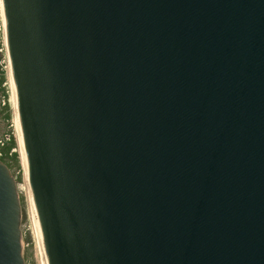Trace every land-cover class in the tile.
Returning <instances> with one entry per match:
<instances>
[{
    "label": "water",
    "instance_id": "water-1",
    "mask_svg": "<svg viewBox=\"0 0 264 264\" xmlns=\"http://www.w3.org/2000/svg\"><path fill=\"white\" fill-rule=\"evenodd\" d=\"M0 4L46 264H264V0Z\"/></svg>",
    "mask_w": 264,
    "mask_h": 264
},
{
    "label": "rangeland",
    "instance_id": "rangeland-1",
    "mask_svg": "<svg viewBox=\"0 0 264 264\" xmlns=\"http://www.w3.org/2000/svg\"><path fill=\"white\" fill-rule=\"evenodd\" d=\"M1 5V4H0ZM3 36L2 9L0 6V148H9L2 165L11 177L20 209V246L23 264H43L42 244L38 223L28 187L22 161L19 142L16 109H14V91L10 78V67L5 51ZM13 93V94H12Z\"/></svg>",
    "mask_w": 264,
    "mask_h": 264
},
{
    "label": "bare ground",
    "instance_id": "bare-ground-1",
    "mask_svg": "<svg viewBox=\"0 0 264 264\" xmlns=\"http://www.w3.org/2000/svg\"><path fill=\"white\" fill-rule=\"evenodd\" d=\"M1 6V5H0ZM2 20H3V16H2ZM3 29H4V26H3ZM5 31V29H4ZM10 72V71H9ZM13 87V86H12ZM14 91V89L12 90ZM13 94V93H12ZM14 109H16V101H15V95H14ZM16 111V110H15ZM16 120H17V124H18V119H17V114H16ZM18 126V132H19V142H20V149L22 151V161H23V167H24V171H25V176H26V183H27V187H28V190H29V184H28V180H27V167H26V160H25V156H24V151H23V147H22V141H21V137H20V130H19V124L17 125ZM28 196L30 197L31 196V192L30 190L28 191ZM31 199H32V196H31ZM32 203H33V200H32ZM34 205V204H33ZM36 214V212H35ZM38 223V221H37ZM37 235H39L40 237V240H41V236H40V232H39V228H38V231H37ZM41 244H42V240H41ZM42 249H43V244H42ZM42 259H43V264H46V261H45V256H44V251L42 250Z\"/></svg>",
    "mask_w": 264,
    "mask_h": 264
},
{
    "label": "trees",
    "instance_id": "trees-1",
    "mask_svg": "<svg viewBox=\"0 0 264 264\" xmlns=\"http://www.w3.org/2000/svg\"><path fill=\"white\" fill-rule=\"evenodd\" d=\"M9 148H0V162L3 163V159L7 156Z\"/></svg>",
    "mask_w": 264,
    "mask_h": 264
},
{
    "label": "built area",
    "instance_id": "built-area-1",
    "mask_svg": "<svg viewBox=\"0 0 264 264\" xmlns=\"http://www.w3.org/2000/svg\"><path fill=\"white\" fill-rule=\"evenodd\" d=\"M0 145H3L2 143H0Z\"/></svg>",
    "mask_w": 264,
    "mask_h": 264
}]
</instances>
